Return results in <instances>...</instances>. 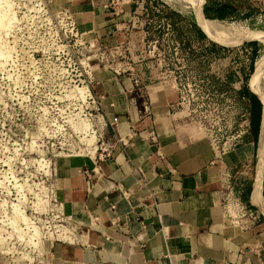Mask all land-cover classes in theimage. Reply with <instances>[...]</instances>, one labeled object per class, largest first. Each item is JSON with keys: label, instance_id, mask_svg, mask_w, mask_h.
Masks as SVG:
<instances>
[{"label": "crops", "instance_id": "1", "mask_svg": "<svg viewBox=\"0 0 264 264\" xmlns=\"http://www.w3.org/2000/svg\"><path fill=\"white\" fill-rule=\"evenodd\" d=\"M71 1H76L73 14L77 20L86 23L107 44L129 36L135 50L129 69L134 73L117 75L111 67H103L100 80L93 86L94 93L102 97L105 117L110 123H117L116 129L111 127L113 152L101 160L86 162L87 173L81 171L82 163L74 167L71 162L59 177L58 186L68 214L82 234L77 246L61 245L55 263L264 264L260 161L256 165V197L263 209L258 206V210H251L258 214V219L237 233L227 234L224 229L227 178L232 180L235 189L241 184L235 170L244 167L252 156L258 135L252 132L249 136L248 131L234 150L217 153L207 139L185 127L183 118L174 117L179 97L166 72L173 71L176 63H169L165 69V64L158 63L161 56L149 52L146 60L141 55L142 39L165 41L172 36L182 41L185 38L179 32L185 26L195 28V35L203 37L208 24L181 11L189 9L187 2ZM241 1L200 0V13L203 19L231 20L240 11ZM258 1L264 3V0H245L250 9L245 11L248 18L242 22L248 23L257 16V10L253 9ZM261 17L264 15L260 14ZM166 24L173 26V35ZM255 30L258 28H248L244 33L256 36ZM259 42L260 45L264 42L262 36ZM175 50L177 55L184 51ZM259 57L264 74L262 49ZM211 68L213 73L225 71L215 65ZM199 70L203 72L204 66ZM235 73L220 76L224 82L218 90L228 94L225 99L244 104V109H250L251 114L253 98L259 97L247 86L248 80ZM211 77L213 80L214 76ZM231 86L239 88L236 95L226 90ZM242 111L243 108L237 114ZM259 133L260 156L264 113ZM229 207L230 211L238 210L232 203Z\"/></svg>", "mask_w": 264, "mask_h": 264}, {"label": "rangeland", "instance_id": "2", "mask_svg": "<svg viewBox=\"0 0 264 264\" xmlns=\"http://www.w3.org/2000/svg\"><path fill=\"white\" fill-rule=\"evenodd\" d=\"M69 1L9 0L17 19L14 24L10 23V28L0 29V50L2 48L1 51L8 54L7 60L6 57L0 59L1 63H6H0V236L3 240L0 241V264H56L61 245H67L65 237L74 240L72 246L78 245L76 243L80 242L79 234L82 233L68 214L58 186L59 177L71 162L74 167L82 163L81 171L86 172V162L101 160L107 152L112 155V126L104 115L102 97L94 93L93 86L100 80L103 67L116 69L117 64H122L124 70L117 75L134 73L129 69L135 52L131 40L125 46L122 40L107 44L86 23L77 20L73 14L76 1ZM169 1L187 2L189 9L181 11H187V15H195L196 20L208 24L204 29L207 34L221 37L217 42L206 33L203 37L196 36L195 28L185 26L179 32L184 40L171 36L168 40L158 39L156 42L158 48L184 50L181 55L168 57L170 63L176 65H173L171 73L166 72L167 78H171L172 83L180 81L182 85L179 87L183 98L175 111L186 109L187 113H183L185 127L194 135L207 139L213 148L218 146L217 150L215 148L218 152L223 144L231 142L239 134V124L243 120L237 111L245 108L244 104L224 98L228 94L218 90L224 82L220 76L237 72L236 76L247 79L250 87L252 75L255 87L251 90L261 100L260 129L264 113V74L260 57H257L261 49L264 51V42L261 45L259 42L261 36L264 38V17L260 18V14L264 15V3L257 2L253 9L257 10V18L246 23L242 21L248 18L245 11L250 8L245 0L239 3L240 11L236 17L224 21L203 19L200 0ZM168 5L181 9L178 5ZM198 13L202 18L197 16ZM198 26L202 29L199 23ZM169 27L168 32L172 34L174 28L172 25ZM248 28H258L255 30L257 35L239 43L228 40V31L244 35ZM225 41L232 45H226ZM141 42V55L149 58L154 41L142 39ZM5 47H9L8 52H5ZM246 51L250 52L249 56L245 55ZM201 65L204 66L203 72L199 70ZM212 65L225 71L213 73ZM211 76H214L213 80ZM217 76L219 78H215ZM75 89L83 91L84 100L74 98ZM226 90L232 91L230 95H236L239 88L231 86ZM81 111L84 119L95 121L102 118L105 122L101 127L95 124L97 150L92 159L81 152L79 146L84 137L71 126ZM250 115L249 136H252L256 127ZM239 139L242 141L243 136ZM254 146L245 166L235 170L241 177V184L234 190L230 203L238 210H258V206L261 207L256 197L258 161L264 199V133L260 156L259 132ZM15 209L30 223L28 226L20 224L23 235L29 238L27 243L26 239L24 242L17 240L18 232L9 225ZM238 210L236 213L239 215ZM36 232H41L40 239L44 245H50L49 250H40L37 246Z\"/></svg>", "mask_w": 264, "mask_h": 264}, {"label": "bare ground", "instance_id": "3", "mask_svg": "<svg viewBox=\"0 0 264 264\" xmlns=\"http://www.w3.org/2000/svg\"><path fill=\"white\" fill-rule=\"evenodd\" d=\"M8 1L9 0H7V1L0 0V29L2 27L3 28L2 30H4L5 28L7 29V27H9L11 25L10 23H13L15 21V19H17L16 18V11L12 10L11 5H10V3ZM214 25H217V24H214ZM211 29H213V28L211 27ZM213 31L215 32V30H213ZM207 35L208 36H211V39H213L214 41H217V42L221 38V37L212 36V35H209V34H207ZM247 38H251V37L248 36V35H246V34L239 35L236 32L228 31V40L229 39H232L235 42L239 43L241 41L247 40ZM0 41H1V39H0ZM223 43H225L226 45H232V43H230L229 41H225ZM0 44H2V42H0ZM1 50H2V48H1ZM7 50H9V47H5V52H8ZM4 55H6V54H4V51H1L0 52V56H2V57H0V59L1 58L3 59L4 57H6L5 60H7L8 54L6 56H4ZM3 62H5V61H3ZM1 64H3V63H1ZM4 64H6V63H4ZM254 87H255V82H254V79H252V75H251V78H250V88L254 89ZM75 90H73V92ZM77 90H76L77 92L75 91L74 94H72V95H74V98L75 97H78V99L84 100L85 96H83V91L82 90H79V89H77ZM183 113H187V110L186 109H183V110L180 109L178 111H175L174 117L175 118H184V114ZM82 114H83V111H81L79 114L76 115L77 116V119L76 120H72L71 126L76 131H78L81 135H83V137H84L81 140L82 145L79 146L81 152L82 153H85V156L87 155V156L90 157V159H92V158H94L95 153H96V150H97V137L95 136V134H97V133H96V130H95V124L96 125L99 124V126L101 127V126L104 125L105 122H104V120L102 118H97L95 121L93 119H87V118L84 119ZM71 146H73V145L71 144ZM216 147H218V146H215V148ZM216 150H217V148H216ZM230 212L233 215V218H226V221L224 220L225 221L224 229H225V233H227V234H229V233H237L241 229V226H242L241 223H242V221L245 220L243 218H240L236 212H234L232 210ZM9 221H10V224H9L10 227L11 228L13 227L18 232V235H17L18 238H17V240L19 239L21 242H24V240L26 239V243H27V239H29V238H26L25 235H23V232H22V229L20 227V224L23 223V225L25 224L26 226L30 225V223L28 222V219H26L24 216H22L21 213L19 214V210L15 209L13 215L10 216V220ZM34 237H36L38 239V241H39V244L37 246L40 247V250H42V249H44V250L48 249L49 250L51 248L50 245L48 246V244L47 245L46 244L44 245V242H42V240L40 239L41 238V232H36L35 235H34ZM1 238L2 237L0 236V241L3 242V240H1ZM64 239H65L64 240L65 244H71L72 245L73 244L72 242H74V240L71 241V239L69 240V238L67 239L66 237ZM0 244H1V242H0ZM103 264H108V263H103ZM109 264H111V263H109Z\"/></svg>", "mask_w": 264, "mask_h": 264}, {"label": "built area", "instance_id": "4", "mask_svg": "<svg viewBox=\"0 0 264 264\" xmlns=\"http://www.w3.org/2000/svg\"><path fill=\"white\" fill-rule=\"evenodd\" d=\"M166 27L168 28L169 25L166 24ZM128 41H129V36L126 35L125 38L122 40L121 43L124 44V46H125V45L128 44ZM157 41H158V39H155L154 40L152 49L149 52L152 55L157 54L158 57L161 56L162 60L160 62H158V63L159 64H165V69H166L168 67L169 63H170V59L168 57L177 56V51L174 49L173 51L170 52V49H166V48H162L161 50H158L160 48H158L156 46V42ZM165 50L168 53H166ZM157 52L159 53V55H158ZM245 54H246V56H249L250 55V52H247L246 51ZM123 66L124 65H122V64H117L116 65V69H114L113 67H111V68L114 70L115 73L120 74V71H123L124 70L123 69L124 68ZM117 67H118V69H117ZM168 72L171 73L172 71H168ZM174 77H176V76H174ZM171 86H173V88H175V90L177 91L178 97H179L178 103H181L180 100L183 98V96H182V90L179 87V86H182L181 85V82L180 81L179 82H176L174 80ZM91 98H93V96H91ZM92 102H95L94 98H93ZM239 115H240V118H242V120H243V123L239 124V127L241 128V129L238 130L239 134L231 142L223 144L221 146V148H219L218 152L215 150L220 155L234 150V148L241 141V139H239V137L244 136L245 133L248 132L249 129H250V119H249L250 112H249V110L248 109H244L243 112L239 113ZM111 126H112L113 129H116L117 128L116 121L111 122ZM213 149H215V148H213ZM108 154H109V152H107L105 155H108ZM234 190H235L234 185L227 178L226 187H225V197H224V199H225V205H227V207H226V218H233V215L231 214V212L229 210L230 209L229 203H230V201H232ZM239 211H240V213H239L238 216L240 218L245 219L241 223V225H242L241 228H243V229L249 228L251 226V224L253 223V221L255 219H258V214L253 213L251 210L241 209Z\"/></svg>", "mask_w": 264, "mask_h": 264}, {"label": "trees", "instance_id": "5", "mask_svg": "<svg viewBox=\"0 0 264 264\" xmlns=\"http://www.w3.org/2000/svg\"><path fill=\"white\" fill-rule=\"evenodd\" d=\"M251 114H252V122L256 127L255 134L258 135L259 123H260V117H261V102L256 96L253 98Z\"/></svg>", "mask_w": 264, "mask_h": 264}, {"label": "water", "instance_id": "6", "mask_svg": "<svg viewBox=\"0 0 264 264\" xmlns=\"http://www.w3.org/2000/svg\"><path fill=\"white\" fill-rule=\"evenodd\" d=\"M258 95V94H257ZM259 97V96H258ZM259 99H260V97H259ZM260 102H261V100H260Z\"/></svg>", "mask_w": 264, "mask_h": 264}]
</instances>
